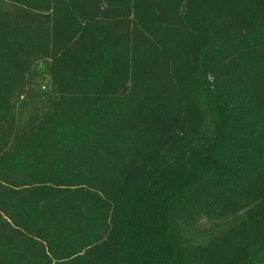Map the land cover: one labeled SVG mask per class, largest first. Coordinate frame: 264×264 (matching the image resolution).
Returning <instances> with one entry per match:
<instances>
[{"label": "trees", "instance_id": "16d2710c", "mask_svg": "<svg viewBox=\"0 0 264 264\" xmlns=\"http://www.w3.org/2000/svg\"><path fill=\"white\" fill-rule=\"evenodd\" d=\"M0 1V264H264V0Z\"/></svg>", "mask_w": 264, "mask_h": 264}, {"label": "rangeland", "instance_id": "374dc122", "mask_svg": "<svg viewBox=\"0 0 264 264\" xmlns=\"http://www.w3.org/2000/svg\"><path fill=\"white\" fill-rule=\"evenodd\" d=\"M0 7H7V6H5V5L0 1ZM39 70H40V71L43 70V68H42L41 65L39 66ZM37 79H38V82H39V83L42 82V80H40L39 77H37ZM42 85H45V83L43 82ZM37 88L40 89L39 92H38V93H40V94L43 93L44 91H46L45 88H44V86H41L40 88H39V86H38ZM27 111H29V109H27ZM209 226H210L209 222L207 223V222L203 221V222L201 223V227H202V228H208Z\"/></svg>", "mask_w": 264, "mask_h": 264}]
</instances>
